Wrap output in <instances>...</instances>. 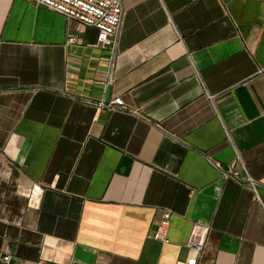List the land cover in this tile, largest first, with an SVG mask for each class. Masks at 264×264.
I'll list each match as a JSON object with an SVG mask.
<instances>
[{
    "label": "crops",
    "instance_id": "crops-1",
    "mask_svg": "<svg viewBox=\"0 0 264 264\" xmlns=\"http://www.w3.org/2000/svg\"><path fill=\"white\" fill-rule=\"evenodd\" d=\"M123 7L108 83L95 28L0 0V264H264V0Z\"/></svg>",
    "mask_w": 264,
    "mask_h": 264
},
{
    "label": "built area",
    "instance_id": "built-area-1",
    "mask_svg": "<svg viewBox=\"0 0 264 264\" xmlns=\"http://www.w3.org/2000/svg\"><path fill=\"white\" fill-rule=\"evenodd\" d=\"M37 8H45L54 13L64 16L69 20H74L84 26L95 28L98 31L97 41L102 48L109 52V62L107 78L108 83L113 78V70L115 66L116 48L118 43V35L124 16L123 0H27ZM69 44L76 43L74 37H70ZM124 103L121 98L113 100H101L97 103V108L102 111H116L123 108ZM215 167L220 171L224 179L236 178L237 172L234 167L225 168L220 163H215ZM249 185L257 192V185L252 178H248ZM171 215L166 213L161 222L162 226L169 224ZM209 228L196 225L194 226L187 246L197 250L202 254L208 239ZM155 239H162L161 232H155ZM165 243L169 240L163 238ZM10 261L11 256L4 258Z\"/></svg>",
    "mask_w": 264,
    "mask_h": 264
},
{
    "label": "water",
    "instance_id": "water-1",
    "mask_svg": "<svg viewBox=\"0 0 264 264\" xmlns=\"http://www.w3.org/2000/svg\"><path fill=\"white\" fill-rule=\"evenodd\" d=\"M108 93H109V91H108Z\"/></svg>",
    "mask_w": 264,
    "mask_h": 264
}]
</instances>
